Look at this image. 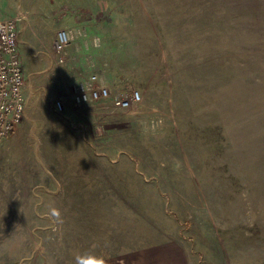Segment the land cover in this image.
I'll list each match as a JSON object with an SVG mask.
<instances>
[{
	"label": "rangeland",
	"instance_id": "rangeland-1",
	"mask_svg": "<svg viewBox=\"0 0 264 264\" xmlns=\"http://www.w3.org/2000/svg\"><path fill=\"white\" fill-rule=\"evenodd\" d=\"M26 7L65 106L27 110L24 73L25 114L0 140V264H264V0ZM61 28L78 36L54 53ZM92 74L141 102L74 107Z\"/></svg>",
	"mask_w": 264,
	"mask_h": 264
},
{
	"label": "built area",
	"instance_id": "built-area-1",
	"mask_svg": "<svg viewBox=\"0 0 264 264\" xmlns=\"http://www.w3.org/2000/svg\"><path fill=\"white\" fill-rule=\"evenodd\" d=\"M19 19L16 16L0 20V140L15 130L26 110L24 69L19 52ZM77 36L78 31L72 28L59 29L53 42L54 53L63 52ZM68 97L74 107L111 98L113 105L119 110L129 109L142 99L140 91L136 89L128 94L113 96L97 74L75 83ZM54 104L58 111L63 112V99L56 100Z\"/></svg>",
	"mask_w": 264,
	"mask_h": 264
},
{
	"label": "crops",
	"instance_id": "crops-1",
	"mask_svg": "<svg viewBox=\"0 0 264 264\" xmlns=\"http://www.w3.org/2000/svg\"><path fill=\"white\" fill-rule=\"evenodd\" d=\"M32 0H0V20L19 16V52L23 63L24 73L27 79L33 84L35 90L27 97V110L34 112L43 111L48 113H58L53 105V98L47 94L44 77L54 75L55 62L49 56L47 48H40V43L33 35L32 21L27 15L26 5ZM27 118V116H26Z\"/></svg>",
	"mask_w": 264,
	"mask_h": 264
},
{
	"label": "clouds",
	"instance_id": "clouds-1",
	"mask_svg": "<svg viewBox=\"0 0 264 264\" xmlns=\"http://www.w3.org/2000/svg\"><path fill=\"white\" fill-rule=\"evenodd\" d=\"M49 215L53 220L58 221L60 219V212L55 208L50 209ZM74 264H107V260L103 255L88 250L76 254L74 257Z\"/></svg>",
	"mask_w": 264,
	"mask_h": 264
}]
</instances>
